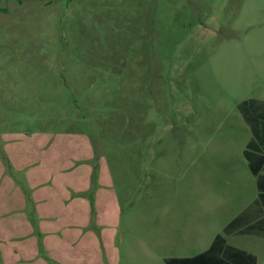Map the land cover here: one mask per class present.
Listing matches in <instances>:
<instances>
[{
    "label": "rangeland",
    "instance_id": "1",
    "mask_svg": "<svg viewBox=\"0 0 264 264\" xmlns=\"http://www.w3.org/2000/svg\"><path fill=\"white\" fill-rule=\"evenodd\" d=\"M252 100L264 111V0H0V215L25 201L0 216V264L206 251L258 198ZM12 157L46 161V198ZM68 201L73 240L48 236V254L58 222L40 215ZM225 237L264 264L263 231Z\"/></svg>",
    "mask_w": 264,
    "mask_h": 264
},
{
    "label": "trees",
    "instance_id": "2",
    "mask_svg": "<svg viewBox=\"0 0 264 264\" xmlns=\"http://www.w3.org/2000/svg\"><path fill=\"white\" fill-rule=\"evenodd\" d=\"M257 100L244 101L240 111L251 127L252 138L247 144L244 155L252 174L257 178L258 198L247 210L236 217L218 234L211 246L204 252L188 258H170L167 264H257L256 256L228 244L225 235L242 234L260 229L264 232V219L260 216L264 209V111L255 109ZM261 106V104H259ZM258 106V107H259Z\"/></svg>",
    "mask_w": 264,
    "mask_h": 264
},
{
    "label": "crops",
    "instance_id": "3",
    "mask_svg": "<svg viewBox=\"0 0 264 264\" xmlns=\"http://www.w3.org/2000/svg\"><path fill=\"white\" fill-rule=\"evenodd\" d=\"M12 160H13V163H14L15 167L18 169V171L24 170V173L26 174V176L28 175L27 176L28 180L33 179V177H31V176L34 175L33 172H39L40 171L39 175H41V178H42V176H44V174H46L49 171V167H48V164L46 163V161H40V162H38L36 164H31V163L27 162V159L25 157H23V158H19V157L18 158H14V157H12ZM74 179L77 180L78 182H81V177L80 176L79 177L75 176ZM74 183H75V181H74ZM30 185H31V188L34 189V192L32 193V196H31L34 202L35 201L39 202L40 200L46 198V196H41V194H38L37 190L39 188L36 187V183H35L34 180L30 181ZM55 185H58V184H55ZM1 188H0V191H1ZM8 188H10V186L4 187V189H8ZM45 188H47V187H45ZM10 189H14L15 192H17V190H19L18 186H14V187H12ZM41 189H44V188H41ZM53 196H55V195L53 194ZM62 197L64 198L62 201H65L66 199H65L64 195H62ZM15 199H16V201L19 202V204L24 205L25 201H24V198L22 196L18 195ZM79 201H80V199H79ZM67 203H69V201ZM19 204H15L16 207H13L12 210L10 209L11 210L10 212H6V213H4V215H0V216H3V218H6V217H8V215L9 216L12 215L13 211H15L16 214H23L24 210H22V208H21V206ZM5 206H8V205L5 204ZM73 208H74L73 205L72 204L70 205V203H69V204H67V206L64 209H62V213L59 212L55 216L40 215V217H41L40 221L49 222L48 220H52V221L55 222V224H56V222H58V229H55V230H52V231H49V232H48V230L47 231H43V234L45 235V239H44V244H42V245H43V249L48 254L52 255L53 254L52 252L56 251V248L51 245V243H50V241L48 239V236L55 237V238L66 239L68 242H69V240H73V235H74V232H75L74 229L77 226V223H76L77 219H76V216H75V214H77V212H76V209L75 208L73 209ZM72 209H73V213H72ZM11 217L12 216H10V218ZM19 221L20 222L24 221V224H25V222L29 221V220L27 218H22V219L20 218ZM63 222H66V223H63ZM227 236H229V235H227ZM25 238L27 240L26 235H25ZM70 238H72V239H70ZM54 245H56V244H54ZM33 247L36 248L37 245L35 243H33ZM36 251L33 250V253L35 254ZM180 258H188V257H180Z\"/></svg>",
    "mask_w": 264,
    "mask_h": 264
}]
</instances>
